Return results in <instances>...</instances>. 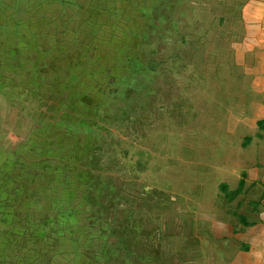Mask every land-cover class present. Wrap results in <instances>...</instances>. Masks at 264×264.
Returning <instances> with one entry per match:
<instances>
[{
  "label": "trees",
  "instance_id": "trees-1",
  "mask_svg": "<svg viewBox=\"0 0 264 264\" xmlns=\"http://www.w3.org/2000/svg\"><path fill=\"white\" fill-rule=\"evenodd\" d=\"M2 2L3 0H0V45L4 41V44L9 42L7 48L15 46L18 56L17 66L15 65L13 72L18 82L10 83L15 80L12 65L1 67L0 92L13 89L15 91L13 99H17L14 101L18 102L20 99L24 103L22 107L26 109L31 106V109H27L31 115V125L23 129L25 133L16 143L13 153L8 151V154L13 155L10 160L0 157V165L3 167V170L0 169V264H109L116 256L118 264L124 263L126 256L130 259L136 257L142 264L145 262L158 264L155 261L158 257L153 249L150 248L146 255L147 248L145 251L142 243L145 238L142 239V227H138L141 222L138 223L136 215H128L132 225L120 229L123 227L122 221L118 222L117 219L120 218L119 213L123 212L120 207L125 201L124 180L127 182L129 180L131 186L135 187H138L136 182L138 177L145 180L146 188L148 186L159 189L167 184L163 178L159 177L163 181L157 178L162 171H156V168L148 166L146 161L157 136L160 134L161 137H168L169 131L175 127V122L169 114L170 105L181 97L188 98L192 93L188 87L191 75L188 77V74H185V67L191 64L177 58H181L185 51L190 53L192 58L196 57V54L187 47L199 38H195L196 32H193V29L199 28L197 32L199 36L204 27L201 23L198 26L195 24L193 27L189 25L181 27L182 19L163 22L162 17L154 18L150 15V23L144 22L138 30H130L129 33L119 22H116L111 30L110 27L115 23L100 25L96 32H92L90 39L92 43L88 45L79 38L82 33L79 32L81 30L79 25H72L74 8L70 2L65 0L58 4L57 0H28L31 3V8L28 7L29 12L34 7L33 18L36 20L44 18V25H47L46 16L44 14L40 16L37 7H41L45 2L52 5L47 17L54 19L50 21L61 17L56 28L47 32L45 29L44 33H41L39 28L42 23L31 22L24 17L20 18L22 21L15 28L11 27L13 20L11 12L16 10L14 7H5ZM67 6L71 8L70 13L65 12ZM97 7L93 8L94 15L88 17H98ZM79 9H75V13ZM7 10L11 12L8 13ZM145 14L148 16L150 13ZM223 17H219V20H223ZM216 18L213 16L212 22L215 21V24ZM191 19L199 21V16L194 14ZM215 24L211 23L212 26ZM22 26H25L26 30L19 39L24 43L10 42L12 38H18L16 35ZM58 26L65 28L64 40L60 38L62 34L59 33ZM207 29L213 30L215 37V26H208ZM68 32L79 35L70 38ZM67 35L69 37L65 39ZM51 36L55 38L54 41ZM31 37L38 39L30 41ZM41 37H50L52 42L46 48L42 47L44 49L39 54L41 46L40 49L37 46ZM154 42L157 44L154 45ZM197 42L200 43L199 40ZM19 46H23L24 49ZM143 47V53L140 54L139 50ZM217 49V47L207 49L206 46L202 48L205 51L209 50L207 63L212 65L211 69H204L207 74L208 71L210 73L217 71L212 59L217 55ZM161 52L166 56H159ZM4 55V52L0 55V66L12 61V58H5ZM204 56L206 55L201 59ZM30 64L33 66H29ZM6 68L11 71H7ZM179 70L184 71V75L180 77L182 85L175 88L174 82L177 84V81L174 75L179 73ZM207 80L208 76L204 81ZM209 86L210 88L204 83L198 92L204 93L205 90L208 92L209 89L210 93H214L213 87L218 89L216 85ZM233 90L239 93V89ZM233 90L223 93V98L228 94L233 101L229 104H235L238 98V94ZM205 103H201L198 109L195 104L191 106L198 124L203 116L200 110ZM47 104H51L52 114L55 113L53 116L57 117L53 119L47 114L45 119H42L43 122L39 123L40 113ZM57 114L63 120L65 116L69 117L71 123L59 120ZM263 123L262 120L256 121L261 129H264ZM201 127L203 129L204 126ZM217 127V132H220L222 127L220 128V125ZM208 130L209 128H205L204 136H207ZM248 141L249 139L247 143ZM76 162L78 164L81 162L82 166L73 165ZM61 164L64 168L52 175L62 177L59 184L63 187L56 190V195L55 191L52 195H42L45 191L42 193V185L38 179L44 180L51 173V169H54L53 165ZM115 172L119 174V180L116 179L117 176H113ZM34 178L38 185L31 187L29 180ZM242 185L243 182L237 190H240ZM115 188H119L120 192L114 198L111 192H114ZM101 189L104 190L103 193H99ZM237 190L230 193V198L239 192ZM92 191L96 194L95 200ZM58 194L62 195V203L68 204L66 208L61 207V202L55 204V212L59 209L58 213L63 216H58V213L53 215L54 207L50 206L46 210L43 205H39L41 201H38L43 197L57 201L60 199L57 197ZM25 196L31 197L24 201ZM98 196L101 197L100 201ZM6 198L9 200L5 201ZM107 198H113L112 202L119 210L106 219L103 205L104 199ZM160 198H167L163 190L157 192V201ZM17 204L26 212L17 210ZM4 205H10V208L16 210L10 209L8 215V212L5 213ZM141 207L143 208V204ZM133 208H136V203ZM84 212L88 220L82 223L80 217ZM39 214L41 218H45L41 219ZM93 214L95 223L92 221ZM45 225L51 226L52 229ZM80 225L86 230L83 233L87 235L93 229L95 231L99 228L103 234L94 232L93 237L96 240L103 238L108 240L115 232L116 239L113 245L109 244L115 249L114 253L111 252L112 258L103 249H98L93 255L85 248L86 241L82 240L79 243L75 228ZM28 226L32 229H27ZM40 230L43 233H40ZM119 230L120 235L117 234ZM87 241L89 243L90 238ZM147 241L148 247L151 236Z\"/></svg>",
  "mask_w": 264,
  "mask_h": 264
},
{
  "label": "crops",
  "instance_id": "crops-1",
  "mask_svg": "<svg viewBox=\"0 0 264 264\" xmlns=\"http://www.w3.org/2000/svg\"><path fill=\"white\" fill-rule=\"evenodd\" d=\"M211 1H218L222 3L223 9H228L224 14L222 13L223 15L219 14V16H216L218 19L216 18L215 33L217 32L219 36L222 33L220 29L228 27V31L222 33V35L231 38L230 50L228 49L226 51L228 52L226 55V66L232 69L233 72L235 69L240 68L242 73L238 72L236 77L233 75V83H236L238 80L235 87L223 86V88L227 89L236 88L240 90L239 98H237L235 103L238 105L239 110L234 109V113L232 114L228 112L227 117L229 121L231 115L237 116L239 118H237L239 125L236 124V126L229 128L227 122V128L222 126V129L218 132V136L221 132L222 135L218 137L216 144L218 149L217 154L213 150V154L216 156L213 157L215 161H206L216 166L215 170L218 177H213L219 181L218 184L225 182L228 187H233L232 190L235 191L240 186V183L243 182L242 191L236 192L231 198H228L226 197L227 193L218 194L219 191L216 187L218 184L215 185L216 180L211 179L213 181L209 184L214 186L213 191H210L208 186V188L204 186L205 182L201 183V181H198L197 184L184 190L186 191L184 193H188V200L185 204L179 205L174 199H171L172 196L166 193L167 198H160L157 201L154 197L156 201L154 206L146 208L145 210L140 206L141 210L136 219L138 223L141 222L142 239L145 238L148 240L151 236V242L153 243L151 249L154 250V253L160 259L159 264L161 262L162 264H264V129L259 128L256 124L258 120L264 122V0ZM233 15H235L234 18ZM221 16L224 17L220 21L219 17ZM20 21H22L20 18L12 20L11 27L15 28L18 23H21ZM205 31L207 32V29H204ZM210 32L208 31L207 34ZM10 42L24 43L19 39V36L18 38H12ZM8 43L4 44L3 41L0 45V55L4 52L5 58H12V61H8L3 66H0V70L2 69L1 67L5 68L10 64L12 65L13 72L17 66L16 58L18 55H16L14 45H12L13 50L9 47L7 48ZM6 69L7 71H11L8 68ZM13 73L15 80L12 79L13 81H10V83L17 84L18 78H16L15 72ZM9 91H12V94L15 92L13 89L8 90V92H0V95L4 98V106L7 107V103L11 108L15 107L12 104L16 103L18 105L17 109L13 110L14 116H20V118H15L16 125L18 121L20 123H22V120L27 121L30 115L27 110L29 107L27 106V109L23 108L24 103L20 99L18 100L20 104L14 101L17 99H13ZM10 103L12 104L10 105ZM243 108H247L248 112L244 115L245 125H242V118L239 116L241 115L239 112ZM16 125H14L15 128H17ZM30 125L31 123L28 126ZM0 130H2V133H0V157L10 160L13 155L8 154L9 152L5 149L6 143L10 144L6 139L7 133L4 129L0 128ZM16 133L19 134L18 131ZM170 135L171 133H168V137ZM228 137L229 140H226ZM246 138H249L248 143H246L248 151L240 147V144ZM154 143L157 145L158 139ZM225 143L230 146L231 150L228 156L224 158L223 155L226 151H222V148L225 147ZM173 144L176 145V137ZM233 146H236L237 150H233ZM13 147L15 146L13 145ZM200 158H203L201 151H195L192 161L196 163L193 164L191 161L189 163L190 166L199 164ZM202 161H205V159L203 158ZM231 162L233 163L232 166H230L232 164ZM73 165L82 166L81 162L79 164L76 162ZM190 166L189 168L195 170L194 173L197 175L199 173L198 169ZM53 167L54 169H51V173L44 180L40 179L39 181L40 185H42V193L45 191L42 195H52L54 191V195H56V190H59L61 187L59 181L62 177L52 174L59 173V170L64 168V165H53ZM0 169L3 170L1 165ZM157 169H159L157 171H162L159 172L157 178L159 180L163 178L167 182L164 186L170 184L171 181L165 179L164 176L169 169L168 164L165 163ZM243 170H246V172H243ZM243 173L245 174L243 175ZM29 181L31 182V187L38 185L35 178ZM136 182L138 188L144 190V185H146L145 180L138 177ZM124 183L126 184H124L125 187L123 190L131 187L129 180L128 182L124 180ZM51 185L58 189L51 191ZM164 186L159 187V191H162ZM30 197L25 196L23 199L27 201ZM57 197L60 198L57 201L47 199L50 201L49 205L54 207V211H52L54 213L53 215L58 213L59 210L55 212L56 203L61 202V207L65 208V202L63 204L61 201L62 195L58 194ZM7 200L9 199L6 198L5 201ZM39 200L44 202L45 199L43 197L42 199L39 198ZM249 202L252 203L249 204ZM4 207V210H6L5 213L8 212V215L10 214V209H15L10 208V205H4ZM16 209L21 212H26L19 204H17ZM58 216H63V214H59ZM45 226L48 229H52L49 225ZM150 227L153 229L151 232L148 231ZM27 228L29 230L32 229L30 226ZM75 229L79 236V243L85 238L87 239L91 234H95H84L83 232L86 230L81 225ZM95 230L99 234V230ZM119 231L121 233V230ZM35 232L38 233L37 230ZM40 233L43 232L40 230ZM117 233L120 234L119 232ZM106 241L103 238L98 239V242L96 241L94 244L92 241L88 243L87 240L86 243H83L86 246L85 248L89 249L87 250L88 252H95L96 250L93 248L98 245V249H103L112 258L110 256L111 252H108L109 250L107 251ZM128 257L126 256L124 262L127 261ZM126 263L128 264V262Z\"/></svg>",
  "mask_w": 264,
  "mask_h": 264
},
{
  "label": "rangeland",
  "instance_id": "rangeland-1",
  "mask_svg": "<svg viewBox=\"0 0 264 264\" xmlns=\"http://www.w3.org/2000/svg\"><path fill=\"white\" fill-rule=\"evenodd\" d=\"M57 1L58 2H56V3L60 4V2H63L65 0H62V1L57 0ZM66 1L70 2V4L73 5L72 8H74L73 13L75 16L73 15L74 20H73L72 25H75V26L79 25V27L81 29V30H79V32L83 33V34L81 33L82 35L81 34L79 35V33L78 34H73V33L70 34L68 32V35L70 36V38L73 37L74 35H76V36L79 35V38L85 41L84 44H88V45H89V43L90 44L92 43V41L90 40L92 37V32H96L98 26H100V25H107V23H109V24L115 23V24H113V26L110 27L109 30H111L117 24L116 22H119L120 24H122V27L125 28V31L127 33H129L130 30H138V27L141 26V24H143L144 22L145 23L149 22L150 21L149 20L150 15L154 16V18L155 17H158V18L162 17V20L164 19L163 22H167V21L168 22H175L177 20L181 21L180 19H182L183 23L180 25L181 27H186V25L193 27V25L195 26V24H196V26L202 24L201 26H203L204 28L201 30V35L200 34H199V36L197 35L199 28L195 27L193 29V32H196L195 38L199 37L197 40H199L200 43L198 44L197 40H194L193 43H190L187 47L188 50H191L192 52H194V54H196V57L192 58L191 54L187 53V51H185V52H183L184 55H182L183 58L182 57L177 58L180 61L183 59L184 61L189 62L191 64V65H188L189 67H187V68L185 67V69H186L185 74H188V77H189V75H191L190 82L188 84L189 86L188 85L187 86L189 87V90L192 91V93L189 94L188 98L181 97L179 100H176V102H173L170 105L171 108L169 110V114L171 115V117L173 118V120L175 122V127H173L174 129L172 131H169V133H171V135L169 137H167V136L161 137L159 135L157 136L156 139H158L159 143L157 145L155 143L153 144L154 146H152L151 149L149 150L150 154L147 157L146 162H147L148 166H153L154 168H156L155 169L156 171L159 170L157 168L162 167L163 164H165V163L168 164V166L170 168L167 170V172L164 174V176H165V179H169L171 182H170V184L163 187V191L165 193L169 194V196H172L171 199H174L175 202H177L179 205L185 204V202L188 200V195H187L188 193L187 194L184 193V192H186L184 190L192 187L194 184H197L198 181H201V183L205 182L204 186H206V187L208 186L209 188L208 187L207 188L210 189V191H213L214 186L209 185V184H211L210 183L211 181L216 180L214 177H216V178L218 177L216 170H215L216 166H214L211 162L210 163L207 162L206 160L215 161L213 159V157L215 156L213 154V150H215L216 154H217L218 149H217L216 144L218 141V137L220 135H222V132H221V134L218 136V132H217L218 127L217 126L220 125V128H221L222 126L225 125V127H226L227 122H228L229 128L236 126V124L239 125V121H237V118H238L237 116L231 115L229 117V121L227 120L229 113L230 114L234 113V111H233L234 109L239 110L238 105L229 104L230 101L231 102H233V101L230 99L228 94H226V98H223V93L232 92L233 89L236 90V88H233V89L230 88L231 89L230 90L227 88H223V86L227 85V86L235 87L238 80L236 81V83H233V80H234V79L232 80L233 75L236 77L238 72L239 73L241 72L240 68H238L237 70L235 69L233 72L232 69H229L226 66L227 65L226 64V59H227L226 55L228 53L226 51L230 47L231 38L227 37L225 35H222V33L224 31L227 32L228 27L221 28L220 30L222 31V33L219 34V36H218V34L216 32L215 34H217V35H215V37H214V33L212 32L213 30L210 32L207 29L208 26H210V27L215 26V25H213V26L211 25V23L215 24V22H212L214 15L216 17V16H219V14H222V13L224 14L225 11H227L228 9H223L222 3H219L218 1L213 2L211 0H66ZM2 3L5 7L6 6H10V8L14 7L15 10L18 11V13H17L16 11L11 12L10 10H7L8 13L9 12L12 13L13 20L24 17V18L29 19L31 22H35L37 24L42 23V25H40V27H39L41 30V33H44L45 29H46L45 32H47L49 30L56 28L57 22L61 21V17H58L59 19H56L54 21H50L51 19H54V18H48L47 17V16H49L48 12H50V8L52 6V5L48 4L47 2L43 3L41 7H39V6L37 7L39 10L40 16L42 14H44L46 16L45 19H46L47 25H44V21H43L44 18H41V19L39 18V20H36L33 18V17H35V16H33L35 13V8L33 7L29 12V8H31V6H30L31 3L28 2V0H3ZM97 5H98V7H97ZM95 6L97 7V10H98V12L96 13L98 15V17H95V16L88 17L89 15H94L92 11H93V8ZM102 6H103V8H102ZM77 8H80V9L77 10L75 13V9H77ZM33 11H34V13H33ZM70 11H71V8H68V6H67L65 12L70 13ZM144 12L147 13V15L149 13L150 14L148 16H146V14ZM0 13H1V11H0ZM194 14L199 16V21H196V19H193V20L191 19V17ZM34 20H36V21H34ZM29 29H30V26H29ZM204 29H207V32L209 31L210 33L207 34L206 31L204 32ZM25 30H26V27L22 26L18 31V36L19 37L23 36ZM58 30H59V33L62 34L60 36V38L63 39V35L65 33V28L63 26H62V28H61V26H58ZM114 32H117V31L114 30ZM119 34H121V33H119ZM68 35L65 36L64 38L67 39L69 37ZM138 36H139V33H138ZM51 38L53 41L55 40V38H53L52 36H51ZM30 39H31L30 41H33V39H38V37L37 38L31 37ZM52 40H50V37L49 38H46V37L40 38V40L38 42V46H37L38 48L41 46L40 47L41 50L38 51L39 54H41V51L44 48H46L47 45H50ZM154 43H155L154 45L157 44V42H154ZM66 45L67 44L65 43V48H66ZM63 46H64V44H63ZM92 46H93V44H92ZM197 46H199V47H197ZM204 46H206L207 49H210L212 47L218 48L217 52H216L217 55L212 58L214 60L213 64L216 65V70H217L216 72L210 73L208 71L209 74H207V71L204 72V69L209 70L212 68V65L207 63V62H209L207 60V56L203 57L204 61H203V59H201V57L203 55H207L208 54L207 52L209 51V50L205 51L206 49L202 50V48ZM19 47L24 49L23 46H19ZM26 47L28 48L29 45H27ZM42 47H44V48H42ZM85 50L87 51V50H89V48L85 49ZM143 50H144V47L139 50V53L142 54ZM196 50H200V51H196ZM197 53H201V54L197 55ZM144 55H143V57H144ZM159 56L163 57V56H166V54L164 52H161L159 54ZM218 56H220V57H218ZM25 63H26V60H25ZM29 66H33V65L30 64ZM228 69L230 70L229 73H228V71H229ZM180 70L178 71L179 73H176L174 75V79L177 81V84L174 82L175 88H177V87L180 88L182 85V83H181L182 80L180 77H182L184 75L183 74L184 71L181 72ZM212 71H214V70H212ZM206 76H208L209 80L204 81L206 79ZM207 82H209V83H207ZM204 83H205V85H208V88H210V86H209L210 84H212L213 86L216 85L217 87L218 86L219 87H218V89L213 87V89H215L213 91L214 93H210L209 91H211V90H209V89H208V92H206L207 90H205L204 93L198 92L199 91L198 89L200 87H202L204 85ZM168 92L171 93L170 91H168ZM234 92L237 93L236 91H234ZM9 94L11 96H13L15 94V92H14V94H12V91H9ZM237 94L239 96L240 93H237ZM3 99L4 98H2V95H0V128L4 129V131L7 133V138L6 137L5 138L8 140L7 142H9L10 144L6 143L5 149L7 151H10V150L15 148V147H13V145L15 146L16 142H18L20 140V137L25 133V131H23V129L26 128V126H28L29 123H31V121H30V118H29L30 115H29L27 121L22 120V123H20V121H18V124L16 125L15 124V118L16 117L20 118V116H14L13 110H16L18 105L16 103L12 104L13 103L12 102V103H10V105L12 104L15 107L11 108L8 106V103H7V107H8L7 108L6 106H4ZM205 101H206V103H205ZM203 102L205 103V105L202 106V108L200 110L202 112L203 116L201 117V122L198 124L196 121V117H195L194 113H192V111H191V106L195 104L196 108L198 109L199 105ZM50 105L51 104H49V105L47 104L42 109L40 116H39V123H41L42 119L43 120L45 119V115H47V114L49 117H52L53 119H55L57 117V116L56 117L53 116L56 114L55 113L52 114L53 108ZM29 108L31 109L30 105H29ZM243 109L240 110V112H239V114H241L239 116L242 118V120H241L242 125L244 124V118H245L244 115H246L248 113L247 108H243ZM47 111H48V113H47ZM54 112H56V111H54ZM180 114H181V116H180ZM57 115H58L59 120L65 121V123H71V120L69 117L67 118L65 116V120H63L62 117L60 118L59 114H57ZM179 119H181V120H179ZM65 123H63V124H65ZM14 125H16L17 128H15ZM201 125L204 126L203 129H202ZM205 128H209V130H208L209 132H208L207 136L203 135ZM17 131L19 132V134L16 133ZM175 137H176V145L173 144ZM231 138L232 137H230V139ZM248 139L249 138L244 139L242 144H240L241 149H244L245 151H248L247 145L246 146H242V145H245L247 143ZM226 140H229V137ZM231 140H233V139H231ZM192 148H193V150H191ZM195 148H198V149H195ZM201 149H203V150H201ZM223 150L226 151L225 154L223 155L225 158L228 156L231 148H230V146H228L227 143H225V147L222 148V151ZM233 150H237V147L233 146ZM195 151L196 152L201 151V156L205 159V161H202L203 158H200L199 164H197L195 166H190L189 163H191L192 158H193V153ZM199 156H200V154H199ZM192 163L195 164L196 162L192 161ZM232 165H233V163L230 166H232ZM189 166L193 167L194 169L195 168L198 169L199 173L196 175L194 173L195 170H193L192 168H189ZM116 172H118V171H116ZM116 172L113 174V176H117L116 179L119 180L120 176ZM243 172H246V170H243ZM244 174L245 173H243V175ZM122 179L124 180L123 176H122ZM211 179H213V180H211ZM192 180H194V181H192ZM39 181H40V179L38 180V182ZM218 183H219V181L216 180L215 185H217ZM62 187L63 186H61L60 189ZM216 187L219 191L218 194L227 193L226 197H228V198L230 197V193H231L230 191H233L232 190L233 187L232 188L228 187V185H226L225 182H221ZM54 189H58V188L53 187V185H51L50 190L54 191ZM194 189H196V188H194ZM241 189H242V187H241ZM241 189L237 190V191H242ZM159 190L160 189H158V188H152V187H148V186H147V188L145 186L144 190H141V188H138L135 186L127 187L126 189H124L123 193H124L125 201H123V203H122L123 206L120 207L123 209V212L119 213L120 218L117 219L118 222L122 221L123 227H120V229L126 228V227L132 225L128 215L129 216L130 215L131 216L136 215V218H137V215L139 214L138 209L140 208V206L142 204H143V208H142L143 210H145L146 208H150V207L154 206V204L156 202L155 199H157V192H159ZM103 191L101 189L99 191V193H103ZM119 192H120V189L115 188L114 192L113 191L111 192V196L115 198V196H117L119 194ZM107 193H108V191H107ZM92 196L95 200L96 194L94 191H92ZM154 197H155V199H154ZM112 199L113 198L104 199L105 201H104V205H103L104 206L103 212L105 214L106 219L108 216L109 217L112 216V214H114L116 212V210H119L118 208H116L114 206ZM218 199L220 200V198H218ZM100 200H101V197L98 196V201H100ZM38 201H40V200L38 199ZM21 203H23V201ZM49 203H50V201L45 199L44 202H41L40 205H43V207L47 209L50 207ZM129 203H131V205H128ZM134 203H136L137 211H136V208H133ZM251 203L252 202H249V204H251ZM119 204L121 205V203H119ZM67 205L68 204L65 205V208L67 207ZM217 212L219 213V211H217ZM87 214L90 215L92 213H87ZM94 216L95 215L93 214L92 221H94V223H95L96 220L94 219ZM40 218H41V215H40ZM44 218L45 217H43L41 219H44ZM85 220H88V217H86V212H84L83 216L80 217V221L82 223H85ZM14 222H15V220H14ZM87 222L89 223L90 221H87ZM54 225H56V224H54ZM138 227H141V225L139 224ZM96 229L98 230L99 228H96ZM149 229H150V230H148L149 232H151L153 230V229H151V227ZM101 232L102 231L99 230V233H101ZM118 232L120 233V231H118ZM91 233H94V231ZM95 233H96V230H95ZM114 233L115 232H113L111 238H109L106 241V245L107 244L113 245L114 240L116 239V236L114 235ZM118 235H120V234H118ZM92 237H93V234H91V236L88 237L87 239L90 238V242L92 241L93 244L96 241L98 242V240H96V239H94V237L93 238ZM87 239L85 238L84 241H86ZM142 243H143V247H144L145 251L147 248V251H146V255H147L148 251L151 250L150 248L153 245V243L151 242L148 247H147L148 241L146 239L143 240ZM93 249L97 251L98 245L94 246ZM108 250L112 253L115 252V249L113 246L111 248L109 245H107V251ZM95 254L96 253L93 252V255H95ZM129 258L130 257L127 258V261H125L124 263H121V264H127L126 262H128V264H142V262H140L136 257H133L134 259L132 258L130 260H129ZM136 259L138 260V263H135ZM155 261L159 264L160 259H155ZM118 262L119 261L117 260V256H116L115 258H113V261L109 264H118ZM144 264H146V262Z\"/></svg>",
  "mask_w": 264,
  "mask_h": 264
},
{
  "label": "flooded vegetation",
  "instance_id": "flooded-vegetation-1",
  "mask_svg": "<svg viewBox=\"0 0 264 264\" xmlns=\"http://www.w3.org/2000/svg\"><path fill=\"white\" fill-rule=\"evenodd\" d=\"M239 93H240V90H239ZM240 95V94H239Z\"/></svg>",
  "mask_w": 264,
  "mask_h": 264
}]
</instances>
